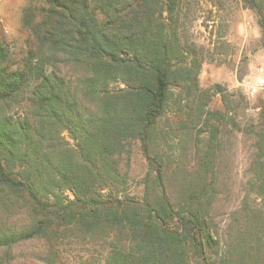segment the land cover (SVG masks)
I'll return each mask as SVG.
<instances>
[{"label":"trees","instance_id":"trees-1","mask_svg":"<svg viewBox=\"0 0 264 264\" xmlns=\"http://www.w3.org/2000/svg\"><path fill=\"white\" fill-rule=\"evenodd\" d=\"M245 2L264 39V0ZM185 9L32 1L20 55L0 24V264H264V98L201 84ZM216 93L222 108L210 106ZM230 132L251 150L242 202L221 224Z\"/></svg>","mask_w":264,"mask_h":264},{"label":"rangeland","instance_id":"rangeland-1","mask_svg":"<svg viewBox=\"0 0 264 264\" xmlns=\"http://www.w3.org/2000/svg\"><path fill=\"white\" fill-rule=\"evenodd\" d=\"M32 1L42 3L43 0H0V18L3 21L1 30L10 49L20 55L27 47L29 31L22 27L23 8ZM187 33L197 45L203 58L201 84L211 87L214 83H222L229 90L242 91L251 100L258 103L264 95H249L244 86V79L264 63V39L259 25L258 15L247 5L245 0H185ZM212 108H222L220 93L212 95ZM255 114L256 109H249ZM176 117L174 111L168 113ZM177 118V117H176ZM172 120L164 118L161 126L170 130ZM202 136H205L202 133ZM67 139L73 140L66 134ZM180 144L173 141L177 151ZM226 157L223 170L228 183L221 185L223 199L218 203L217 213L221 215V224L227 221L229 209L242 202L246 191V172L251 150V141L245 136L237 138L236 133H228L225 138ZM146 172V162L138 149L133 153L131 169V191L141 195L143 185L140 179ZM73 198V193L65 191ZM252 205L262 208L263 201L252 194ZM39 264V263H32Z\"/></svg>","mask_w":264,"mask_h":264},{"label":"built area","instance_id":"built-area-1","mask_svg":"<svg viewBox=\"0 0 264 264\" xmlns=\"http://www.w3.org/2000/svg\"><path fill=\"white\" fill-rule=\"evenodd\" d=\"M1 23L3 22L0 18ZM243 86L251 96L264 95V63L256 67L252 73L244 79Z\"/></svg>","mask_w":264,"mask_h":264}]
</instances>
